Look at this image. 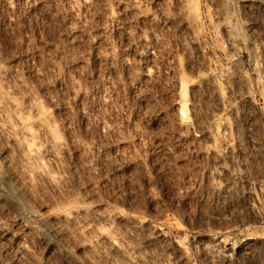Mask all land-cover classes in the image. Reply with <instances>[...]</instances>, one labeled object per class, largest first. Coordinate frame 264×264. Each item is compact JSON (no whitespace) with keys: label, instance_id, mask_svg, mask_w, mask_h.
<instances>
[{"label":"rangeland","instance_id":"obj_1","mask_svg":"<svg viewBox=\"0 0 264 264\" xmlns=\"http://www.w3.org/2000/svg\"><path fill=\"white\" fill-rule=\"evenodd\" d=\"M0 264H264V0H0Z\"/></svg>","mask_w":264,"mask_h":264},{"label":"bare ground","instance_id":"obj_2","mask_svg":"<svg viewBox=\"0 0 264 264\" xmlns=\"http://www.w3.org/2000/svg\"><path fill=\"white\" fill-rule=\"evenodd\" d=\"M245 6V5H244ZM247 10V9H246ZM245 14V13H244ZM228 15V14H227ZM228 17V16H227ZM230 27H228V28H226V30L228 29V30H230V32L229 33H231L232 32V36H233V38H232V40L230 39L229 41H231V49L233 50V51H235L236 50V48H237V43L240 41V40H242V37L245 35V46H247L250 50H253V47H255V45H254V42L257 40L256 39V33L254 34L253 32V26H254V20L252 21L251 19H249V18H247V17H242L243 18V23H242V29H243V31H244V35L242 34H237L236 36H235V33H234V29H235V26H233V23L235 22V20H236V18H233V17H231V14H230ZM226 18V13L225 12H222V11H220V10H216L214 13H213V20L215 21V23L217 22V23H219L220 24V22H222L224 19ZM238 18V17H237ZM227 19V18H226ZM232 24V25H231ZM256 25V24H255ZM238 31V30H237ZM240 31V30H239ZM226 32H228V31H226ZM228 33V34H229ZM226 34V33H225ZM231 38V37H230ZM244 42V41H243ZM258 42H260L259 40H258ZM258 44V43H257ZM242 45V44H241ZM254 45V46H253ZM230 49V50H231ZM217 76V75H216ZM215 77V76H214ZM213 255V254H212Z\"/></svg>","mask_w":264,"mask_h":264}]
</instances>
